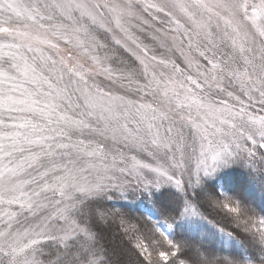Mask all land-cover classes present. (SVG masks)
Returning <instances> with one entry per match:
<instances>
[{"label": "snow or ice", "instance_id": "snow-or-ice-1", "mask_svg": "<svg viewBox=\"0 0 264 264\" xmlns=\"http://www.w3.org/2000/svg\"><path fill=\"white\" fill-rule=\"evenodd\" d=\"M234 164L264 179V0H0V264H120L103 200L187 172L196 216L204 178ZM215 203L264 264V217ZM116 218L132 264H237L182 254L151 215Z\"/></svg>", "mask_w": 264, "mask_h": 264}, {"label": "trees", "instance_id": "trees-1", "mask_svg": "<svg viewBox=\"0 0 264 264\" xmlns=\"http://www.w3.org/2000/svg\"><path fill=\"white\" fill-rule=\"evenodd\" d=\"M197 191L199 195L193 201L196 216L181 215L184 195L176 187L164 183L151 194L129 192L124 198L119 193H111V199L102 201L113 216L101 222V244L116 250L113 259L120 264H132L136 259L134 250H129V241L117 228L121 222L116 214L124 212L130 216L151 215L161 221L162 226L165 219L171 223L170 217L174 218V225L168 235L175 243L183 245L182 254L205 252L213 257L234 260L237 264H247V261L258 258V246L243 227L238 226L235 214L217 205L215 198H222L223 195L233 197L242 207L250 209L256 215L254 218L264 217V179L254 175L247 167L234 164L221 168L212 177L204 178L202 187ZM152 243L158 247L162 243V250L168 248L167 243L160 238L154 239ZM153 256L155 258V254Z\"/></svg>", "mask_w": 264, "mask_h": 264}, {"label": "rangeland", "instance_id": "rangeland-1", "mask_svg": "<svg viewBox=\"0 0 264 264\" xmlns=\"http://www.w3.org/2000/svg\"><path fill=\"white\" fill-rule=\"evenodd\" d=\"M257 154H259V153H257ZM142 160H143L144 163H150V164L153 163L147 156L142 157ZM191 165H192V168H193L192 175H193V178H194L195 177V161H192ZM155 175H156L155 173H151V172L148 173V177L149 178H151V177H153ZM212 176H210V177H212ZM205 178H208V177H205ZM175 179L187 180L188 179V173L185 172L183 175H181L180 172L177 171L176 177L173 179V181H171L169 183H164V184L170 185L171 187L172 186L175 187ZM220 192H222V191L220 190ZM231 198H233V197H231ZM225 202H229V201H225ZM162 227H164V226H162ZM165 231L168 232L169 229L165 228Z\"/></svg>", "mask_w": 264, "mask_h": 264}]
</instances>
